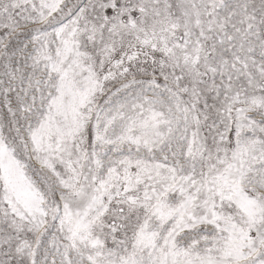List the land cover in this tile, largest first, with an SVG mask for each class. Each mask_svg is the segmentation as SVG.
<instances>
[{"label": "snow or ice", "instance_id": "snow-or-ice-1", "mask_svg": "<svg viewBox=\"0 0 264 264\" xmlns=\"http://www.w3.org/2000/svg\"><path fill=\"white\" fill-rule=\"evenodd\" d=\"M0 264H264V0H0Z\"/></svg>", "mask_w": 264, "mask_h": 264}]
</instances>
